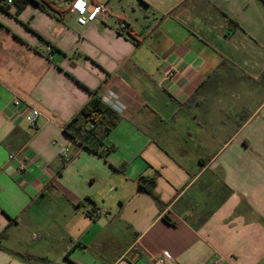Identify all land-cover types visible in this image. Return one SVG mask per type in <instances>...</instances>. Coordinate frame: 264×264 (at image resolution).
Wrapping results in <instances>:
<instances>
[{"label":"crops","instance_id":"obj_1","mask_svg":"<svg viewBox=\"0 0 264 264\" xmlns=\"http://www.w3.org/2000/svg\"><path fill=\"white\" fill-rule=\"evenodd\" d=\"M38 1L0 12V264H264V2L91 0L81 27ZM94 93L122 105L105 159L64 130Z\"/></svg>","mask_w":264,"mask_h":264},{"label":"trees","instance_id":"obj_2","mask_svg":"<svg viewBox=\"0 0 264 264\" xmlns=\"http://www.w3.org/2000/svg\"><path fill=\"white\" fill-rule=\"evenodd\" d=\"M262 1L264 2V0ZM29 4L43 7L38 0H13L12 6H16L17 13H20ZM9 8L6 7L4 10H8ZM45 42L48 43L47 41ZM121 120V114L105 103L101 96L94 93L82 110L65 126L64 130L84 148L105 159L115 150V146L108 147L105 145V139ZM139 184L143 190L148 192L157 201H160L159 195L156 192L155 178L143 177ZM8 230L9 226L0 234V243L8 238ZM0 250H4L1 244ZM22 257L26 260L47 263V261L36 259L32 255H22Z\"/></svg>","mask_w":264,"mask_h":264},{"label":"built area","instance_id":"obj_3","mask_svg":"<svg viewBox=\"0 0 264 264\" xmlns=\"http://www.w3.org/2000/svg\"><path fill=\"white\" fill-rule=\"evenodd\" d=\"M13 5V0H0V12L6 7H11ZM67 9L75 15L76 21L79 26L85 27L90 23L95 21L106 20L110 16V8L107 4L94 3L91 0H71L66 3ZM117 30L122 34H129L131 27L127 22L119 21L117 24ZM50 50L53 48L51 43H47ZM176 73L174 71H169L166 73L168 79L174 78ZM102 100L111 106L116 111L122 110V105L118 101L117 97H101ZM8 112L11 117H22L29 127L33 130L39 129V120L41 118V112L33 107L30 103L24 101L19 97H14L11 105L8 108ZM14 156H11L13 159ZM25 169V163L21 162L19 166V171ZM105 211L94 210L95 216L105 215ZM156 264H175L173 259L167 254H160L156 258Z\"/></svg>","mask_w":264,"mask_h":264}]
</instances>
